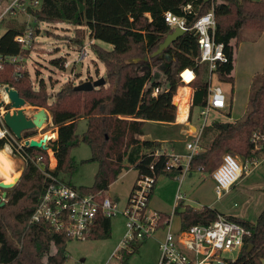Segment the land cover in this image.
I'll use <instances>...</instances> for the list:
<instances>
[{"label":"trees","instance_id":"1","mask_svg":"<svg viewBox=\"0 0 264 264\" xmlns=\"http://www.w3.org/2000/svg\"><path fill=\"white\" fill-rule=\"evenodd\" d=\"M186 6H190V10H185ZM211 8L215 17L214 40L223 44L225 56V62L216 64L214 75L219 83L232 84L235 51L241 32L245 29L264 32V0H40L38 8L28 9L35 23H67L85 27L90 39L111 45L112 49L106 50L93 43L91 46L104 68L103 86L80 92L75 91L73 85L64 84L52 102H49L45 85L40 82L35 88L19 65L7 64L0 71V87L16 90L30 107L46 109L52 125L57 128L56 140L49 141L47 146L56 159L53 170L48 169L46 149L24 146L21 153L31 157L42 156L45 171L70 186L63 181L64 176L70 177L76 171L70 151L79 143L87 145L91 155L81 163H96L97 170L90 187L77 188L81 194L106 191L122 171L130 169L121 165L124 157L136 171V179L154 175L156 182L161 175L179 176L180 170L164 169L165 155L155 156L160 142L141 140L139 137L144 133L146 122H175L176 108L172 100L177 89L185 85L181 81V73L185 69L194 71V78L187 84L192 90L188 121L193 108L206 105L208 65L196 61L199 50L192 31L176 39L162 52L161 59L150 56L165 36L173 31L164 22L165 12L183 18L191 27ZM23 30L10 26L2 34L1 55L27 56L29 50H22L14 42L15 35ZM80 38L78 30V43H81ZM62 63V60H57L54 65L62 66ZM182 92V97L178 95L174 98L178 105V119L184 118L190 94L187 88ZM81 118L86 120V130L79 137L76 128ZM223 124L216 121L204 128L201 137L204 139L212 133V138L192 157L190 172L201 168L204 173L210 174L219 165L220 157L226 154L240 156L242 161L260 158V153H252L249 139L253 132L264 129V59L262 72L252 79L243 118L228 122L226 128ZM119 135H126L128 141L141 146L142 153L136 161L132 155L120 153L128 151L131 145L125 136ZM7 144L15 154V143L5 139L0 140V150ZM150 166L153 171H150ZM49 182L28 160L18 182L6 190L4 205L0 206V264H64L68 259L66 245L72 241L68 235L55 232L47 223L30 222ZM173 215L179 218L180 230H186L194 225L207 226L222 214L211 207L197 209L178 202ZM169 218L168 214H160L159 227ZM225 218L239 223L249 232L237 257L228 264H263L264 205L254 223L233 216ZM110 220L99 214L86 240L109 238ZM144 242L134 240L120 248L117 254L120 262L128 264L130 256L138 252Z\"/></svg>","mask_w":264,"mask_h":264},{"label":"rangeland","instance_id":"2","mask_svg":"<svg viewBox=\"0 0 264 264\" xmlns=\"http://www.w3.org/2000/svg\"><path fill=\"white\" fill-rule=\"evenodd\" d=\"M10 26L21 28L22 30L26 27L33 28L35 40L26 56L25 72L28 74L29 80L35 88L40 82L45 85L49 96V102L53 101L54 95L64 84L75 86L85 81H95L100 77L104 79V68L96 59L92 51V42L85 27H76L67 23H35L32 15L23 14L17 16L16 19H7L2 22L0 25V36L9 29ZM78 30L81 32V43L76 41ZM99 46L106 50L111 49V46L106 44ZM238 47L239 44L235 51L236 58L238 55ZM82 49H84L87 55L85 58L78 60ZM57 60H62V66L54 65V62ZM240 62H242L241 64L244 68L247 67V63L244 60V52L243 54L240 52ZM250 66L251 69H256L257 71L251 77L245 73H240L236 75V79L233 80L232 84H219L226 96L228 107L226 106L225 109L219 111L216 109L212 110L206 119V126L216 121L228 123L236 120L239 121L243 118L248 104L253 76L262 72L261 54L258 56L257 60L255 58ZM212 81L213 84H216L214 77ZM3 93L4 92L1 89L0 101L4 98ZM8 107V105L4 106V108ZM4 108L0 107V113L2 109L5 110ZM41 110L45 111V117H43L42 123L43 126L41 125V128L37 127L22 132L20 140L15 138L17 143L22 144L25 139H33L37 141L45 137L46 142L44 144L48 146L47 140L55 138L57 128L50 124L49 119L47 118V114L49 113L46 109L32 107V109L27 112L24 110V114L28 119L36 120L37 116L40 115ZM198 111V108H193L191 120L194 124H198ZM228 113L229 116L227 115ZM85 130L86 120H78L76 134L80 137ZM191 130L193 131V129ZM187 132L188 127L186 124L181 127H163L160 125L146 127L147 138H165L167 140L166 142H160L162 145L161 148H165L164 150L167 152V150L170 151L169 147L174 146L173 148L176 149L174 150V153L178 154L185 153L184 143L191 139V136H189ZM211 136L212 133H209L204 139L201 138L200 144L202 147L211 140ZM11 150L10 144H7L6 152L7 154L9 153L8 157L13 165L14 172L17 173L16 176H18L20 171L22 173L25 162L17 154H13ZM2 151L5 152L4 148ZM116 152H118L117 145ZM120 153L127 154V151ZM48 154L50 166L53 167L55 160L52 157L51 152H48ZM90 155V149L84 143H79L78 146L72 148L70 151V157L76 164V171L70 177L64 176L63 181L68 182L76 188L90 187L97 170V164L91 162L81 163L88 160ZM221 158L222 156L220 159ZM234 158L241 163L243 162L240 156L235 155ZM245 167L250 172H244L245 174H243L242 178H240V180L236 182L219 200L216 199L214 182L210 177V174L197 172H193L191 176L185 175L182 178L181 175L174 179L164 175L159 176L156 180V186L165 183V189H163L164 193L160 194L159 198L162 200H168L173 190L172 180L176 182V185H179V179H181L179 193L185 197L186 205L197 209L201 207H211L225 217L233 216L240 220L254 223L264 205V160L254 168L246 165ZM127 171L128 172L122 174L120 179L110 188V192L117 193L120 199L126 197L127 191L134 180V169L130 168ZM0 179H2L1 175ZM167 182H169L168 187ZM1 192L2 190L0 189V195ZM115 220H119L118 223L124 225V227L122 228L121 226L118 227V231H112L110 237L107 239L69 241L66 245L68 259L64 264H103L106 257H108L109 250L113 248L117 238L120 236V240H122L123 234L126 232L125 219H123L121 215H117L112 218V223H115ZM178 227V220L174 217L172 221V229L174 230ZM161 235L159 229L156 230V232L142 244L140 251L138 250L139 252L130 256L128 264H158L160 256L158 241ZM238 252L239 251L226 252L222 255L228 260H234L237 257ZM108 262L109 264H123L116 256H110Z\"/></svg>","mask_w":264,"mask_h":264},{"label":"built area","instance_id":"3","mask_svg":"<svg viewBox=\"0 0 264 264\" xmlns=\"http://www.w3.org/2000/svg\"><path fill=\"white\" fill-rule=\"evenodd\" d=\"M40 5V0H0V25L7 19H16L17 16L29 14L28 9H36ZM185 10H190L186 6ZM163 19L170 29L180 28L192 31L197 39L199 55L196 61L200 64H207L209 76L207 80V102L199 110L201 123L198 131L192 133L191 139L185 144V153L164 152L156 149L155 156L165 155L167 158L164 169L166 171L180 170L182 174L189 171V164L192 157L200 151L199 140L206 125L208 114L216 109L222 110L226 107L225 95L218 84H213L214 70L216 64L225 62L223 54V44L215 42V17L213 8L206 14L198 17L191 27H188L183 18L165 12ZM1 37V36H0ZM35 40V33L32 27H26L23 32L14 37V42L20 45L22 50H29ZM87 53L81 50L78 60L85 58ZM26 57L22 55H1L0 71L9 64L20 66L25 71ZM66 65V64H65ZM188 71L191 80L194 78V71L185 69L181 73V81L185 83L182 74ZM21 76V74H18ZM3 90L5 102L1 107L10 104L4 86ZM1 110L0 113V140L14 142L15 154L24 162H32L36 168L50 180L41 196L31 218L32 223H47L55 232H64L72 240L85 241L91 234L92 226L96 217L100 214L105 218L112 219L121 215L125 219L126 234L122 246H126L131 241H142L151 237L159 229L160 215L157 212L148 210V203L155 184L154 175L141 176L135 180L128 196L126 205L120 208L119 205L104 193L81 194L76 188L60 182L47 171L42 156L31 157L22 154L25 146L15 141L14 135L5 126L3 115L11 113L12 109ZM252 145V153H260V158L242 163L230 154L223 155L219 165L210 173L214 182V193L219 200L236 182L242 178L244 172L249 173L246 166L256 167L264 160V129L252 133L249 139ZM28 147V146H25ZM12 152V150H11ZM48 169L49 164H48ZM150 171L153 167L150 166ZM203 173L201 168L196 170ZM177 199H181L177 196ZM163 225H168L167 221ZM249 232L239 223L227 220L223 215H218L211 224L194 225L186 230L177 233L167 232L162 241L159 242L158 264H228L233 260L223 257V253L239 251L244 243V238Z\"/></svg>","mask_w":264,"mask_h":264},{"label":"crops","instance_id":"4","mask_svg":"<svg viewBox=\"0 0 264 264\" xmlns=\"http://www.w3.org/2000/svg\"><path fill=\"white\" fill-rule=\"evenodd\" d=\"M91 42L93 44H98V45H103L104 44L105 45V43H102V42H99V41H94L92 39H91ZM238 44H239V47H238V55H237V58H235L236 61H235V64H234L233 79H236V75H238L240 73H245V74H247L248 76L251 77L255 72H257L256 69H251V66L250 65L252 64V62H254L255 58L257 60V58H258V56L260 54H261L262 70H263V59H264V32H258V31H255V30L245 29V30H243L241 32V39H240V41H239ZM106 45H108V44H106ZM108 46H111V45H108ZM111 49H112V46H111ZM240 52L242 54L244 52V60L247 63V67H245V68L242 66V64H241L242 62H240ZM215 81H216V84H218V85L220 84L217 81V79H215ZM184 84H185L184 86H181V87H179L177 89L176 94L174 95L173 100H172V103H173V105L176 108V112H175V122L174 123H170V124L157 123V122H146L145 125H144V127H143V132L144 133H143L142 136L139 137L141 140L158 141V142H161V141L166 142L167 141L165 138H162V139L161 138H151V139L150 138H147L146 137V135H147V133H146V127H149V126H156V125L159 126L160 125V126H163V127H176V126L177 127H181L182 125L186 124L187 127H188V132L187 133L189 134V136H191L192 133L195 132L196 130L198 131L199 126H200V123H201V118L199 117V111H198V114H197L198 124L192 123V120L191 119H190V121H188L189 108H190V104H191V100H192V90H191V88L189 86H187L188 83L185 82ZM185 88L189 89L190 94H189L188 102L186 104V111H185V114H184V118L183 119H178V116H177V113H178V105H177L176 102H174V98L176 97V95H179V96L182 97L183 94H184L182 92V90L185 89ZM225 98H226V96H225ZM25 105L29 106L26 103H25ZM195 108H198L200 110L202 107L201 108L195 107ZM47 115H48V119H49L50 124H52L51 123V119H50V115L49 114H47ZM81 120H85V118H81ZM231 122H234V121H231ZM205 127H206V125H205ZM191 129H193V131ZM120 136H125V139L131 145L129 147L128 151H127V154H125V155H132L133 157H135V161H136L140 157V155L142 153L141 146L140 145L133 144L130 141H128L126 135H119V137ZM56 138H57V132L55 133V138H52L50 141H54V140H56ZM201 138L202 137H200V140H199L200 150L202 148V146L200 144ZM120 141H121V138H120L119 142ZM119 142H118V144H119ZM186 142L184 143V147H185ZM118 144H117V146H118ZM5 147H7V145ZM161 147H162V145L159 148H157V149L163 150L164 152H166L164 150L165 148L162 149ZM173 147L174 146L169 147V150L174 152V150H176V149H174ZM46 150H47V154H48V152H51V155L54 158L53 152L50 149H48L47 146H46ZM48 150H50V151H48ZM170 151L167 150V152H170ZM184 151H185V148H184ZM181 154H183V153H181ZM54 160H55V164L53 165V167H51L50 166V163H49L50 170H53L56 167V159L54 158ZM121 165L122 166H127V167H130L131 168V165L132 164H129L127 162V160H126V157H124L123 162L121 163ZM127 172H128L127 170L122 171V173L118 176V178H117L116 181H118L120 179V176H122V174H126ZM194 172H197V171H194ZM192 173L193 172H190V171H188L187 173H184V174L180 173V175L177 176V177H180L181 175H182V178L185 175L191 176ZM197 173H199V172H197ZM136 176H137V173L135 171L134 180L132 181V184L130 185V187H129L128 191H127L126 197L124 199H120L118 197L117 193L110 192L111 191L110 190L111 186H113V184L116 181L113 182L111 185H109L108 189L103 192L104 195H106L108 197H111L119 205L120 208H123L126 205L128 196H129L130 191H131V189L133 187V184H134V182L136 180ZM172 179H174V178H172ZM172 181H173L172 182L173 190H172V194H171V196H170V198L168 200H162L161 198H159V195L164 193V190L163 189H165V183H163V184L161 183L160 186H158V185L156 186L157 183L155 182V184L153 186L152 194H151L152 197H151V200H150V202L148 204V209L149 210H152L154 212H158L159 215L160 214H168V215H170V218L167 221L168 222V225H163V226L159 227V232H161L162 235H161V237H159L158 246H159V242L163 240V238H164V236H165V234L167 232L177 233V232L180 231V221H179V218L177 216L173 215V210H174V207L178 204V202H183L185 204V197L182 196L179 193V185H180L181 179H179V185H176V182L174 180H172ZM168 183L169 182H167V187L169 185ZM70 186L72 187V185H70ZM74 188H76V187H74ZM177 196H180L181 199H177ZM169 213H171V214H169ZM174 217L177 218L179 227L177 229H174L173 230L172 229V221H173V218ZM110 221H111V233H112V231L113 232L114 231H118V227H121V226H122V228L124 227V225H122V224L120 225V223H118L119 220H115V223H112V219ZM125 234H126V232H125ZM125 234H123L122 240H120V238H121L120 236H119V238H117V240H116L113 248L109 250L108 257H106V259L104 260V263L103 264H109L108 258L110 256L111 257L116 256L118 258V255L117 254H118L119 249L123 247L122 244H123V239H124ZM141 247L139 248V251H140Z\"/></svg>","mask_w":264,"mask_h":264},{"label":"water","instance_id":"5","mask_svg":"<svg viewBox=\"0 0 264 264\" xmlns=\"http://www.w3.org/2000/svg\"><path fill=\"white\" fill-rule=\"evenodd\" d=\"M208 1V0H205ZM185 33L184 30L180 28H174L173 31L165 36L163 41L158 45L157 49L151 54L150 57H158L159 59L162 58V52L167 49L176 39H178L181 35ZM147 60V58H144ZM105 84V80L100 77L95 81H85L81 84L75 85L74 90L80 92H87L92 90L93 88H98ZM4 91L7 94V98L10 102L9 108L12 109V112H6L3 115V122L5 126L10 130V132L14 135V137L18 140L21 139V134L24 131L31 130L37 127H40L41 123H43V117H45V111L41 110L40 115L37 116L36 120L28 119L24 114L23 106L25 102L21 99L16 90L9 88L7 86L4 87ZM5 102L2 100L0 101V107ZM223 127H227V123L223 124ZM48 139L47 141H50ZM46 141L44 139H40L35 141L33 139H25L23 144L28 147H35V148H42L46 149V145L44 144ZM21 176V171L18 176L14 177V181L6 182L3 178L0 179V189L2 190L0 195V206L4 205V201L6 198V190L11 189L19 180Z\"/></svg>","mask_w":264,"mask_h":264},{"label":"bare ground","instance_id":"6","mask_svg":"<svg viewBox=\"0 0 264 264\" xmlns=\"http://www.w3.org/2000/svg\"><path fill=\"white\" fill-rule=\"evenodd\" d=\"M182 77L184 78L186 83H189L191 81V78H192L188 71H185L182 74ZM23 109L27 112L28 110H31L32 107L24 105ZM41 125H42V123H41ZM39 128H41V127H39ZM52 136H54V135H52ZM43 139L46 141L45 137ZM4 150H5V152L0 150V175L4 180H6V182H8V181L12 182L14 177L17 175V173L14 172L13 165L11 164L10 158L8 157L9 153L7 154V152H6V147H4Z\"/></svg>","mask_w":264,"mask_h":264}]
</instances>
